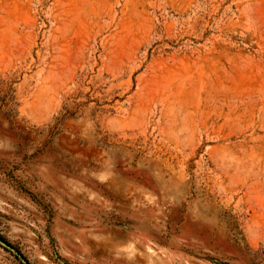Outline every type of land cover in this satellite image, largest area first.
<instances>
[{
	"label": "rangeland",
	"instance_id": "1",
	"mask_svg": "<svg viewBox=\"0 0 264 264\" xmlns=\"http://www.w3.org/2000/svg\"><path fill=\"white\" fill-rule=\"evenodd\" d=\"M0 264H264V0H0Z\"/></svg>",
	"mask_w": 264,
	"mask_h": 264
}]
</instances>
